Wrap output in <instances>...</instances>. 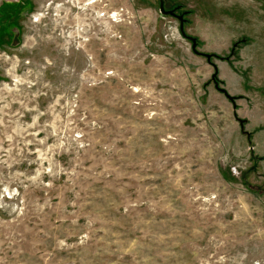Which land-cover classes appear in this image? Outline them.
Listing matches in <instances>:
<instances>
[{
  "label": "rangeland",
  "instance_id": "rangeland-1",
  "mask_svg": "<svg viewBox=\"0 0 264 264\" xmlns=\"http://www.w3.org/2000/svg\"><path fill=\"white\" fill-rule=\"evenodd\" d=\"M0 264H264V0H0Z\"/></svg>",
  "mask_w": 264,
  "mask_h": 264
},
{
  "label": "water",
  "instance_id": "water-1",
  "mask_svg": "<svg viewBox=\"0 0 264 264\" xmlns=\"http://www.w3.org/2000/svg\"><path fill=\"white\" fill-rule=\"evenodd\" d=\"M161 9H162V11H163V13L164 14H171L172 12H166L165 11V9H164V3L163 2H161ZM194 44L196 45V42H195V40H194ZM207 58H208V60H210V58H211V55H207Z\"/></svg>",
  "mask_w": 264,
  "mask_h": 264
},
{
  "label": "bare ground",
  "instance_id": "bare-ground-1",
  "mask_svg": "<svg viewBox=\"0 0 264 264\" xmlns=\"http://www.w3.org/2000/svg\"><path fill=\"white\" fill-rule=\"evenodd\" d=\"M98 5V4H97Z\"/></svg>",
  "mask_w": 264,
  "mask_h": 264
}]
</instances>
